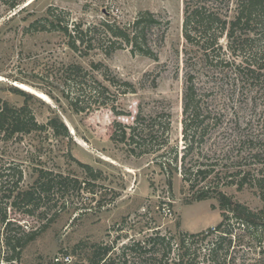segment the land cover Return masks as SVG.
<instances>
[{
    "label": "rangeland",
    "instance_id": "obj_1",
    "mask_svg": "<svg viewBox=\"0 0 264 264\" xmlns=\"http://www.w3.org/2000/svg\"><path fill=\"white\" fill-rule=\"evenodd\" d=\"M243 1L216 0L208 4L233 20ZM183 5L184 0H23L12 10L0 6V101L17 108L27 106L40 125L57 117L68 132L66 137L46 129L9 140L0 138V247L4 215L14 223L11 229L17 226L28 230L39 228L34 217L9 208L8 189L12 188V176L19 170L22 172L19 187L23 190L32 185L40 169L85 183L80 190L70 189L71 197L64 209L61 202L53 198L51 204L57 203V207L52 208L47 217L51 218L55 210L57 216L22 251L18 264H49L60 257L61 252L71 251L80 242H85L84 248L87 244L110 246V258L114 264H119L117 254L121 246L144 241L155 233L171 238L168 262L172 264L183 253L180 235L206 226L208 228L202 231H211L222 221L219 193L252 212L263 208L256 189L228 185L229 179L216 176L215 172L232 168V159L218 154L233 148L234 134L231 137L227 122L236 120L243 126L247 121L255 124L259 116L263 117L264 69L255 82L237 81L234 69H228L224 88L210 104L213 110L224 114L227 124L224 134L209 139L202 148V155H197L195 150V154L188 153L185 160L195 162L198 158L206 168H215V172L207 177L191 174L184 181L181 161L176 170L167 166L165 170L160 168V162L174 157L175 152L178 160L186 154L181 134L182 93L189 69L186 64L194 61L199 52L183 38ZM50 7L53 12L55 9L65 11L73 21L87 25L106 18L127 25L139 13L150 12L166 22L167 29L156 59L133 55L128 49L116 51L109 57L97 50L80 55L70 51L59 34L24 32L30 24L46 17ZM249 26L237 29L235 54L232 57L228 53L237 64H241L243 58L251 61L253 54L264 58L263 27ZM221 44H226L224 36ZM261 62L264 67V59ZM92 64L98 69H93ZM73 65L83 69L77 76L72 75L70 67ZM90 76L107 88V106L94 104L89 98ZM114 78L119 83H114ZM198 79L204 88L213 85L209 77ZM122 82L129 83L132 90L128 92L130 89ZM76 98L79 102L72 106L71 100ZM111 108L122 115L114 116ZM138 112L146 118L162 120L164 114L168 115L171 128L167 147L153 154L134 156L126 144L110 138L118 139L123 130L128 134V127L134 126ZM214 150L217 155L213 154ZM204 153L207 156L202 158ZM83 165L92 170L94 179ZM198 196L208 199L194 202ZM228 225L232 229L228 237L233 243L226 262L264 264V250L259 253L258 242L246 235L244 227L233 218H228L222 230L228 229ZM257 234L261 235L263 245L264 228H258ZM220 236L224 233L213 232L203 239L186 241L190 258L195 255L196 262H205L209 248L216 245ZM3 252L4 249L0 250V264H5ZM219 253L223 255L224 250L220 249ZM80 257L83 259L84 255ZM76 259L80 258H73ZM142 260H134L132 264H144ZM219 264L224 261L220 259Z\"/></svg>",
    "mask_w": 264,
    "mask_h": 264
},
{
    "label": "trees",
    "instance_id": "obj_2",
    "mask_svg": "<svg viewBox=\"0 0 264 264\" xmlns=\"http://www.w3.org/2000/svg\"><path fill=\"white\" fill-rule=\"evenodd\" d=\"M23 0H0V6L9 10L16 8ZM209 1L216 0H184L183 5V38L185 42L195 47L199 55L195 56L194 61H189V69L186 73L184 89L182 93V141L183 151L186 152L178 160L177 152L174 157L160 162V168L173 167L177 169L181 161V170L184 181L191 174L207 177L215 168H206L203 162L197 158L190 163L185 160L188 153L202 155V148L206 142L218 134H224L225 122L224 114L213 110L210 104L216 100L217 93H221L225 86V80L228 77V69L233 68L238 78L237 81L259 80L260 73L264 67L261 61L264 58H258L253 54L251 61L243 58L241 64L236 63V59H230L228 53L233 57L235 54V35L237 29L243 26L255 24L264 30V0H244L238 8L233 20L222 14V10L209 6ZM211 4V3H210ZM53 9L50 7L46 17L35 21L24 30L31 32H50L63 37L65 45L73 53L89 54L91 51H100L106 57L119 50L128 49L133 55H142L151 59H156L157 49L162 44L167 29L166 22L159 20L150 12H141L135 19L127 24L120 25L115 20L103 19L97 24L87 25L82 22L73 21L65 11ZM40 24L39 28H36ZM225 38L226 44H221V39ZM248 41V40H247ZM242 45V44H241ZM235 46V47H234ZM251 55V54H250ZM250 57V56H249ZM243 64H246L244 67ZM93 69H98L97 65L92 64ZM72 75L77 76L78 71L83 69L79 66H71ZM68 72V71H66ZM71 73V70H70ZM209 77L212 86L204 88L199 84L198 77ZM91 84L89 86V98L93 99L98 105L107 106L109 98L105 96L107 88L101 86L92 76L89 77ZM114 83H119L114 78ZM127 87L128 92L132 90L129 83L122 82ZM18 92L17 90H13ZM125 94V93H123ZM25 96V95H24ZM79 98L71 100V105L75 106ZM114 116L122 115L114 108H111ZM78 112V111H77ZM164 119H153L144 117L138 112L134 126L128 127L129 133L125 130L120 131L119 138H110L119 141L129 147V153L134 156L143 154H153L168 146L169 133L171 128L170 118L164 114ZM229 131L233 137V148L225 151L221 150L218 154L222 157L232 159V168L226 170H217L216 176H224L229 179L228 185L235 184L238 189L243 187L254 188L263 202V208L259 212H252L247 207L231 201L230 198L218 194L219 210L221 211L222 221L211 231H201L198 233H183L179 237L180 248L183 253L177 256L172 264H219L220 259L226 262L232 240L228 237L232 229H224L229 217L244 227V233L252 236L251 239L258 242L259 253L264 250V244L258 233V228H264V114L259 116L255 124L251 121L245 122L240 126L238 121H228ZM51 129L55 135L68 136L64 125L57 117L50 119L46 125H40L35 117L28 110L27 106L20 108L0 101V138L9 140L14 136L27 135L32 132H41ZM200 151V153H199ZM212 151V150H210ZM214 155L217 151L214 150ZM231 155H234L233 157ZM207 156L203 154L202 158ZM232 157V158H231ZM164 159L166 157H163ZM194 165L196 169H194ZM87 174L94 179L96 176L92 170L83 165ZM15 177V179H14ZM12 188L8 189V200L10 209L19 210L21 214L34 217L39 222L38 229H25L17 226V229H11L14 223L4 215L1 218L3 242L0 250L4 249L2 262L5 264H18L22 251L31 242L47 229L53 223L58 212L55 210L51 218L47 217L52 208L57 207V203L51 204L55 197L61 202L62 209L65 208L68 198L71 197L70 189L74 187L81 188L79 180L61 174H53L50 171L38 170L36 178L32 185L27 189H20L19 184L22 181V172L19 170L12 176ZM80 188L78 190H80ZM56 191V193H55ZM207 196H198L193 201L201 202L207 200ZM67 207V206H66ZM42 209V210H39ZM39 211V212H37ZM224 233V236L218 237L216 245L209 248L205 262H196V256L191 254L189 249L185 248V242H194L203 239L206 235L213 232ZM259 239V241L257 240ZM226 244L223 248V244ZM251 243V242H250ZM85 242H80L71 248V251L61 252L60 257L54 258L49 264H114L110 258L112 248L106 245L95 244L93 246L83 247ZM257 246V248H258ZM220 249L224 250L223 255ZM80 251L79 255H76ZM171 253V238L155 233L148 236L144 241H132L121 246L117 259L119 264H132L134 260H140L144 264H169V255ZM84 255L82 259L80 256ZM80 258L73 260V258ZM233 264V260L231 261Z\"/></svg>",
    "mask_w": 264,
    "mask_h": 264
},
{
    "label": "crops",
    "instance_id": "obj_3",
    "mask_svg": "<svg viewBox=\"0 0 264 264\" xmlns=\"http://www.w3.org/2000/svg\"><path fill=\"white\" fill-rule=\"evenodd\" d=\"M206 228H208V227L206 226V227H204V228H202V229H199V230H195V231H193V232H190V233H195V232H199V231H202V230H204V229H206Z\"/></svg>",
    "mask_w": 264,
    "mask_h": 264
},
{
    "label": "bare ground",
    "instance_id": "obj_4",
    "mask_svg": "<svg viewBox=\"0 0 264 264\" xmlns=\"http://www.w3.org/2000/svg\"><path fill=\"white\" fill-rule=\"evenodd\" d=\"M69 128V127H68Z\"/></svg>",
    "mask_w": 264,
    "mask_h": 264
},
{
    "label": "water",
    "instance_id": "obj_5",
    "mask_svg": "<svg viewBox=\"0 0 264 264\" xmlns=\"http://www.w3.org/2000/svg\"><path fill=\"white\" fill-rule=\"evenodd\" d=\"M34 1V0H33Z\"/></svg>",
    "mask_w": 264,
    "mask_h": 264
}]
</instances>
